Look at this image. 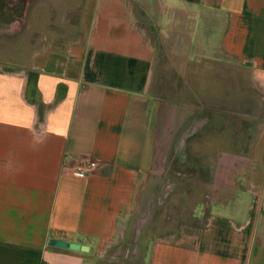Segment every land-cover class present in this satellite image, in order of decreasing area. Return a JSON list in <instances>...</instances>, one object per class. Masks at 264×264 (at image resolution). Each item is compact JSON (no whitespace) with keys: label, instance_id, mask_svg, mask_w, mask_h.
<instances>
[{"label":"crops","instance_id":"crops-1","mask_svg":"<svg viewBox=\"0 0 264 264\" xmlns=\"http://www.w3.org/2000/svg\"><path fill=\"white\" fill-rule=\"evenodd\" d=\"M84 13V47L0 69V264L104 259L142 235L143 191L158 197L164 172L181 198L162 211L193 199L213 217L156 239L146 264H264V197L245 190L264 191V126L249 120L264 102V0H87ZM164 82L182 96L158 95ZM244 156L256 168H238ZM82 161L99 168L67 171Z\"/></svg>","mask_w":264,"mask_h":264},{"label":"rangeland","instance_id":"rangeland-1","mask_svg":"<svg viewBox=\"0 0 264 264\" xmlns=\"http://www.w3.org/2000/svg\"><path fill=\"white\" fill-rule=\"evenodd\" d=\"M86 1L0 0V69L10 66H28L32 64V59L38 52H66L70 49L72 41H74V47H84L88 36V29L84 27ZM147 31L150 32L149 28ZM165 64L167 63L164 62ZM164 72L167 74L166 71ZM168 72L171 73V69ZM167 79L172 83H181L180 77L166 78V82ZM166 82L162 85L163 87L158 95H169L173 97L178 94L182 96V92H167ZM260 103L263 107L258 110V113L260 115L262 114V116L260 118L256 117L255 119H252L251 116L249 120H253L256 126L262 128L264 126L263 124L256 123L257 120L264 117V102L261 101ZM243 118L248 119V116L246 117L244 114ZM244 152L250 155L248 150L247 152L244 150ZM232 161L233 159L230 156H224L223 168H234L236 165L231 166L234 162ZM253 162V168H256L255 162H257V159L253 157L250 159L244 156L239 159L237 165L238 168H247L248 164L251 167L250 164ZM218 177H223V180H228L225 174H219ZM168 178L164 172V187L162 189L160 188L158 197L151 198L152 190H150L149 185L143 191L146 205L143 207V216L137 221L139 226L141 224L144 226L142 235L140 233L131 242L120 241V243L111 248L104 259L91 257L88 264H146L149 258L151 244L156 239H176L179 235L189 231L191 233L196 232L209 223L213 217L211 213L212 202L211 204L197 206L193 204L194 200L190 199L191 204L186 208H184L182 203L178 205L173 204L171 210H161L165 204L164 202L170 196H175V201L181 198L177 190H174L172 184L169 187L170 185L167 182ZM245 188L254 201V192L257 189L256 184L252 180H249ZM209 192L211 194H208V198L221 197L219 201H225L229 197V193H233L231 187L209 189ZM152 215L153 220H151ZM156 216L159 219H156ZM160 216L163 218L160 219ZM188 224L191 227H187ZM165 233H168V236L159 237Z\"/></svg>","mask_w":264,"mask_h":264},{"label":"built area","instance_id":"built-area-1","mask_svg":"<svg viewBox=\"0 0 264 264\" xmlns=\"http://www.w3.org/2000/svg\"><path fill=\"white\" fill-rule=\"evenodd\" d=\"M99 164L95 161H82L74 166H67L66 169L71 175H88L98 170ZM254 197L261 200L264 197V191L256 189ZM210 222V221H209ZM209 224V223H208ZM207 224V225H208Z\"/></svg>","mask_w":264,"mask_h":264},{"label":"water","instance_id":"water-1","mask_svg":"<svg viewBox=\"0 0 264 264\" xmlns=\"http://www.w3.org/2000/svg\"><path fill=\"white\" fill-rule=\"evenodd\" d=\"M51 245L53 247L61 248V249H68L80 252H88L89 248L85 245H80L76 243L65 242L61 240H52Z\"/></svg>","mask_w":264,"mask_h":264}]
</instances>
